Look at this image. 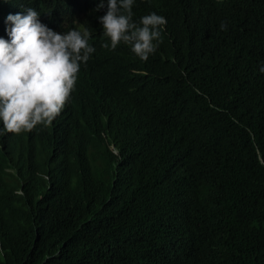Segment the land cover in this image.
I'll list each match as a JSON object with an SVG mask.
<instances>
[{
	"label": "trees",
	"instance_id": "obj_1",
	"mask_svg": "<svg viewBox=\"0 0 264 264\" xmlns=\"http://www.w3.org/2000/svg\"><path fill=\"white\" fill-rule=\"evenodd\" d=\"M156 5L146 60L97 46L53 127L0 133V264H264V0Z\"/></svg>",
	"mask_w": 264,
	"mask_h": 264
},
{
	"label": "clouds",
	"instance_id": "obj_2",
	"mask_svg": "<svg viewBox=\"0 0 264 264\" xmlns=\"http://www.w3.org/2000/svg\"><path fill=\"white\" fill-rule=\"evenodd\" d=\"M74 0L75 27L52 29L49 13L32 7L9 12L0 25V133L28 134L38 127H53L75 86L77 73L95 47L116 51L127 48L146 60L160 43L166 18L155 12L158 0L148 3L149 12L133 19L135 0ZM81 9H77L78 6ZM94 8L95 11L88 12ZM220 28H226L221 21ZM264 73V63L259 66Z\"/></svg>",
	"mask_w": 264,
	"mask_h": 264
},
{
	"label": "bare ground",
	"instance_id": "obj_3",
	"mask_svg": "<svg viewBox=\"0 0 264 264\" xmlns=\"http://www.w3.org/2000/svg\"><path fill=\"white\" fill-rule=\"evenodd\" d=\"M81 14L80 12H77L76 16H79ZM52 29H55L54 27H51Z\"/></svg>",
	"mask_w": 264,
	"mask_h": 264
}]
</instances>
